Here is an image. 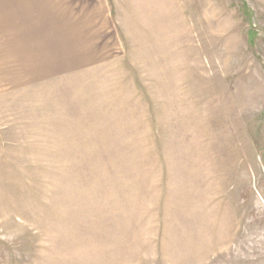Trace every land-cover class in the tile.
Segmentation results:
<instances>
[{"label": "rangeland", "instance_id": "rangeland-1", "mask_svg": "<svg viewBox=\"0 0 264 264\" xmlns=\"http://www.w3.org/2000/svg\"><path fill=\"white\" fill-rule=\"evenodd\" d=\"M0 264H264V0H0Z\"/></svg>", "mask_w": 264, "mask_h": 264}]
</instances>
